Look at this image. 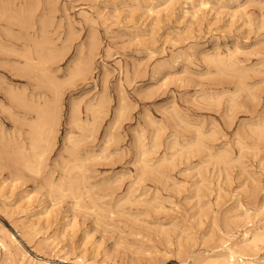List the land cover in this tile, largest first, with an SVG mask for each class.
Segmentation results:
<instances>
[{
	"label": "rangeland",
	"instance_id": "1",
	"mask_svg": "<svg viewBox=\"0 0 264 264\" xmlns=\"http://www.w3.org/2000/svg\"><path fill=\"white\" fill-rule=\"evenodd\" d=\"M39 62L42 176L81 193L0 165V264H193L264 225V0H0V151L34 116L12 93L54 98Z\"/></svg>",
	"mask_w": 264,
	"mask_h": 264
},
{
	"label": "bare ground",
	"instance_id": "2",
	"mask_svg": "<svg viewBox=\"0 0 264 264\" xmlns=\"http://www.w3.org/2000/svg\"><path fill=\"white\" fill-rule=\"evenodd\" d=\"M31 12H33V9ZM157 13H158V11H157ZM28 16H30V15H28ZM7 19H8V17H7ZM20 28H22V27H20ZM24 58L25 57H23V59ZM48 60L49 59L41 58V62L43 61L44 63H47ZM41 62L38 63V66H36V64H35L36 62L35 63H29V65L31 66V68L33 67L32 73L35 72V74H33L34 77H37L40 80L41 84L44 83L47 87H49V89L53 92L52 95H54V98L52 99V101L45 100L43 104L42 103L30 104L24 96H22L20 94H16V93L11 94V98L14 101H16V103L20 107L28 109L29 112H33L34 116H33V120L31 122L26 123V125L28 126V131H27V135H26L28 142L27 143L26 142L21 143L20 145L17 146L16 149H14L12 151L5 150V149L0 151V165H1V167L3 166L4 169H5V167H8V169L11 170L12 178H14L13 180L19 179L21 176L23 178L28 177V176H26V177L23 176V174L25 172H27L30 175H33V178H34V176L39 177L44 182V185L46 187H48L51 191H61V192L68 191V193L70 195H72L75 198H78L80 193H81L80 189L78 187L73 186L72 182H70L68 187L65 188L64 183L55 184V182L51 178L47 179V178H44L42 176V171L45 167L44 166L45 156H46L47 152L49 151L50 147H52L51 146L52 141L55 138V134L57 132L56 129H57V126L59 124V109H60L59 103H61V101L59 102V91H58L57 85L52 80V78L47 75L48 73L45 72V69H44V67H42L43 65L41 64ZM25 73L23 72L22 74H25ZM30 77H31V75H30ZM33 80H35V79H33ZM59 88H60V86H59ZM6 95H8V94H6ZM22 111H24V110H22ZM14 116L16 117L17 115H14ZM77 116H78L77 109L73 108V110H72L73 123L77 122ZM208 157H209V155H208ZM219 158H221V156H219ZM71 164H73V163H71ZM0 169H2V168H0ZM150 170H151V168H150ZM68 172H69V170H68ZM23 178H20V179H23ZM16 181H18V180H16ZM253 197H254V195H253ZM95 205H96V203H95ZM262 221H263V219H262ZM239 223H240V221H239ZM248 223L250 224V222H248ZM73 225L74 224H72V225L69 224V226H72V228H73ZM249 226L251 228L246 229V231H244L245 233H244V237H243V239H244L243 242H241V243L234 242V241H232V239L230 237L227 238L228 236L226 235L227 239H225V240L222 239V243H219V244H221V245H219L220 248L218 247L219 249L217 251L213 252L215 255H213V256L206 255L201 260L194 261L193 264H264V257L263 258L256 257L258 254V252L256 250L258 249L259 244H261V243L264 244V225L260 227V226H257V223H256V225L254 227V222H253ZM220 242H221V239H220ZM0 244L4 249H7V246H5L6 243L5 244L0 243ZM250 251L256 252V253L251 256L248 254V252H250Z\"/></svg>",
	"mask_w": 264,
	"mask_h": 264
}]
</instances>
